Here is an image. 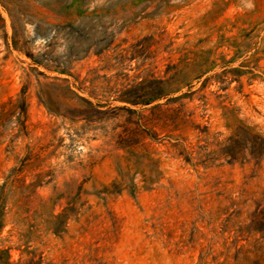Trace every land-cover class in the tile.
<instances>
[{
    "label": "rangeland",
    "instance_id": "374dc122",
    "mask_svg": "<svg viewBox=\"0 0 264 264\" xmlns=\"http://www.w3.org/2000/svg\"><path fill=\"white\" fill-rule=\"evenodd\" d=\"M259 136L264 0H0V264H220Z\"/></svg>",
    "mask_w": 264,
    "mask_h": 264
},
{
    "label": "trees",
    "instance_id": "16d2710c",
    "mask_svg": "<svg viewBox=\"0 0 264 264\" xmlns=\"http://www.w3.org/2000/svg\"><path fill=\"white\" fill-rule=\"evenodd\" d=\"M256 158H264V138L258 137V146L256 149ZM228 158L235 159L234 155ZM264 237L252 240L250 248L227 249L225 260L220 264H264ZM234 250V251H232Z\"/></svg>",
    "mask_w": 264,
    "mask_h": 264
}]
</instances>
